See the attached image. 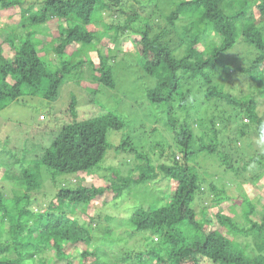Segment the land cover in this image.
I'll return each mask as SVG.
<instances>
[{"label":"trees","instance_id":"1","mask_svg":"<svg viewBox=\"0 0 264 264\" xmlns=\"http://www.w3.org/2000/svg\"><path fill=\"white\" fill-rule=\"evenodd\" d=\"M24 1L0 0V20L7 17L11 23L7 38H0V112L23 96L56 103L68 85L77 87L71 92L78 97L72 96L60 122L53 111L56 129L24 137L23 150L11 147L0 130V180L23 182L26 190L10 196L0 187V264H264V207L262 213L257 209L264 198L227 196V189L253 187L264 169L259 109L264 0H173L175 9L167 16L161 14V0H33L27 8ZM107 12H116L119 22L107 24ZM108 33L130 34L146 78L142 105L130 109L140 108V115L145 106L153 107L158 123L172 135L174 152L162 151L158 161L129 143L130 118L118 108H105L111 100H105V92L118 87L114 60L121 55L107 47ZM87 46L97 47V61L65 58ZM235 84L244 89L237 92ZM219 101H225L229 115L208 119L209 107L219 108ZM181 107L185 119L177 113ZM254 123L253 133L245 131ZM112 133L120 136L115 146L109 141ZM250 135L259 148L254 141L246 143ZM112 148L128 154L126 162L114 156V165L127 167L126 175L106 165ZM250 166L257 172L246 177ZM104 170L113 176L106 177L108 186L83 181L82 176ZM229 171L247 185L222 178ZM45 174L54 196L46 210L35 212L32 193L44 189ZM159 176L167 182L157 183L166 188L162 198L140 204L126 220L91 207L97 198L117 206L136 186ZM75 178L80 182H72ZM229 201L238 202L243 228L233 220ZM196 203L200 211L193 209ZM79 209L83 224L73 218ZM117 231L124 233L122 241L130 240L129 252L117 255ZM242 235L244 241H238Z\"/></svg>","mask_w":264,"mask_h":264},{"label":"rangeland","instance_id":"2","mask_svg":"<svg viewBox=\"0 0 264 264\" xmlns=\"http://www.w3.org/2000/svg\"><path fill=\"white\" fill-rule=\"evenodd\" d=\"M33 0H25L24 7H30V5L34 4ZM37 9L38 3H35ZM159 8L161 10V14L167 16L169 13H171L175 9V5L173 4V0H161L159 4ZM36 10V9H35ZM140 11V9H139ZM164 16V17H165ZM126 18V16L124 17ZM160 19V17H159ZM119 17L117 13L113 12L109 13L107 12L105 15V22L107 24L112 23H118ZM123 20V19H121ZM10 22L8 18L2 17L0 20V27L3 28L2 34L0 35L2 40H5L7 38V35L9 34L10 30H8L10 26ZM99 29L104 30L100 24H98ZM44 34L51 37L53 35V32L51 30L47 29L46 26H44ZM106 40H108V45L111 53L113 55L116 53V51H119L121 55L115 57V63H114V69H115V75L116 80L118 83V87L116 90H113L112 92H105L108 93V96L105 100H108L111 98V100L107 101L105 108H118V112L121 115H124L131 120V126L126 130V134L129 135V143L132 144L137 150L149 153L153 155L154 159L156 161L159 160V155L162 151H164L165 154L171 155L172 149L169 148V144H174L172 135L169 131L165 130L161 124L158 123L159 119L157 118V112L153 107L145 106L141 110V114L137 115V112L140 108H132L140 107L143 103L144 95H146L144 88L146 82V78H143V74L141 72V64L139 63L137 54L131 49V42H130V34L122 35L120 37H115L113 33H108L106 35ZM207 42L204 43L206 45ZM203 45V44H202ZM97 47L93 46H87V47H78L75 48V51H71L70 53H67L68 56L65 57L67 59H92L94 61L98 60V52L96 51ZM100 50H102V53L105 54V48L103 46L98 47ZM108 49V50H109ZM110 53V52H109ZM77 54V57H72L73 55ZM124 55V57L122 56ZM85 80H89L90 76L86 75ZM236 85V91L239 92V90L243 87ZM69 86V85H68ZM66 86L63 90V93L61 95V98L56 103H49L47 100H45L41 96H23L19 100L12 102L8 108L0 112V130H3L4 137L8 138V141H11L9 145L11 147H18L20 150H23L25 148V145L23 144V138H28L30 135H36L40 134L39 131L41 130H49V129H56L57 122H60L61 115L65 112V109L70 105L71 98L73 95H76L74 93V90L77 89V87L73 86L68 87ZM73 91L74 93H72ZM77 96V95H76ZM78 97V96H77ZM106 97V95H103V99ZM101 102H104V100H101ZM260 111L261 113H264V98L260 100ZM120 106H118V104ZM219 108H215L213 105L209 107L207 111V118L210 119L212 116H228L226 109H228L226 106L225 101H219ZM83 104V103H82ZM78 110L81 109V107H77ZM129 109V110H128ZM52 110V111H51ZM230 110V109H229ZM56 113L58 114L56 120L54 115L52 114ZM79 112V111H78ZM51 113V114H50ZM178 115L181 116V119L186 118V112L185 110L178 109ZM197 120V119H196ZM199 120V119H198ZM246 124L248 123V120H245ZM160 122V121H159ZM256 124H251L249 128L245 129V131H250L251 133L254 132V129H256ZM157 129V131L152 132L153 129ZM196 129L199 128L198 125L195 127ZM221 136V135H220ZM2 137V136H1ZM109 141L113 146L120 143V136L118 134L112 133L109 134ZM250 141H254L256 145L254 147H258L259 143L256 140L254 135H250V138H246V143H249ZM244 144V143H243ZM156 145H158L156 149ZM240 143L238 144V146ZM131 146H128L127 150H130ZM252 151L254 152V149ZM259 148V147H258ZM174 152V151H173ZM131 153V152H130ZM133 154V153H131ZM3 156V155H2ZM114 156L115 159L119 158L122 162H126L128 159V154H122L118 155L114 148L110 150V153L107 157V160L105 161L107 166H112L113 169L120 168L114 165ZM180 158L182 160L183 155L179 152L177 154V158ZM111 169V168H110ZM121 169V174L127 173V167L123 166ZM211 169L216 170L217 167H211ZM257 171H253V166H250L245 171L246 177H251V175L255 174ZM258 174H261V177L257 183L253 187H247L244 189L243 186H241V189L235 191H230L227 189V193H229L227 196L230 198H240L243 196L244 198L247 197V199L251 198L254 202H258L259 199L264 198V169L263 171L259 172ZM216 175V173L214 174ZM113 177L111 172L109 170H104L100 172V175H92V174H86L82 176L83 181L86 182L88 185H95L97 187L101 186H108L107 178ZM222 178H226V181L232 178H235L236 183H244L247 185L246 182H244V178H236L234 176L233 171H229L227 174L223 173ZM224 181V179H221ZM42 182L44 183V189L40 192H33V198H32V209L37 212L39 209L44 211L48 208L49 202L53 198V188L49 184L48 176L45 174L42 178ZM72 182L79 183L80 180L75 178L72 180ZM156 182V183H155ZM155 182L149 184V185H142V186H136L133 189V193L127 195L123 199H119L117 201V206L111 203H105L101 198L94 199L91 203V207L95 209L98 212H101L102 214L107 215H113L117 217L118 219H127L126 217L133 213L136 207H138L140 204H146L150 205L151 200L155 198H162V194L165 192V186L167 182L166 180L162 179L161 176H159ZM162 183V185H157ZM23 182L20 181H8V180H0V187L5 186L6 194L10 196H14L17 194H24L26 192L25 188L23 187ZM171 185L168 183V191L170 190ZM216 192V191H215ZM219 192H222L219 190ZM219 192L217 191L216 194L219 195ZM232 193V194H230ZM109 194V193H107ZM260 195V196H259ZM222 196V195H220ZM262 197V198H260ZM13 199V198H12ZM241 202V201H240ZM237 201H229L228 209L230 210V214H233V220L241 227H244L245 220L242 216V213H240V207L237 206ZM25 206V203H22V207ZM193 209L199 210L201 209V205L199 203H196L192 206ZM263 204L262 202L257 203V209L259 210V213L263 212ZM235 211V213H234ZM200 213V212H199ZM260 215V214H259ZM74 219H77L80 224H83L86 221V218L84 217L83 212L79 209L77 213L73 216ZM116 219L115 226L118 224L119 220ZM35 220V217L29 218V224H31ZM259 220V219H258ZM101 222V220H100ZM97 225V224H96ZM95 226V225H94ZM105 222L102 223V227H105ZM96 227V226H95ZM122 231V229H120ZM121 231H117L120 235V239L116 240V246L119 247V250L117 252L118 254H122L123 252H129V244L130 241L128 238L124 239L122 241V235ZM125 236V235H123ZM243 235L242 237L237 240L243 242L244 241ZM106 249H108V244L105 245ZM56 261V259H55ZM203 264V263H202Z\"/></svg>","mask_w":264,"mask_h":264},{"label":"clouds","instance_id":"3","mask_svg":"<svg viewBox=\"0 0 264 264\" xmlns=\"http://www.w3.org/2000/svg\"><path fill=\"white\" fill-rule=\"evenodd\" d=\"M260 133H261V140L264 141V127H261Z\"/></svg>","mask_w":264,"mask_h":264}]
</instances>
